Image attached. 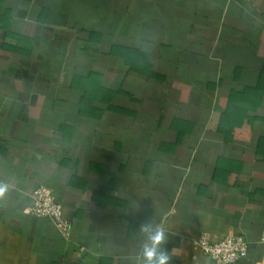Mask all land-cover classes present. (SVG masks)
Returning a JSON list of instances; mask_svg holds the SVG:
<instances>
[{
	"label": "crops",
	"instance_id": "0c3cea01",
	"mask_svg": "<svg viewBox=\"0 0 264 264\" xmlns=\"http://www.w3.org/2000/svg\"><path fill=\"white\" fill-rule=\"evenodd\" d=\"M0 182V264H264V0H0Z\"/></svg>",
	"mask_w": 264,
	"mask_h": 264
},
{
	"label": "built area",
	"instance_id": "2783aa9c",
	"mask_svg": "<svg viewBox=\"0 0 264 264\" xmlns=\"http://www.w3.org/2000/svg\"><path fill=\"white\" fill-rule=\"evenodd\" d=\"M30 199L27 214L33 218L49 220L60 236L67 240L70 237L69 222L53 194L48 189L39 187L31 192ZM193 245L208 259L209 264H238L248 253V243L240 236L212 242L208 236L203 235Z\"/></svg>",
	"mask_w": 264,
	"mask_h": 264
},
{
	"label": "clouds",
	"instance_id": "9594fccd",
	"mask_svg": "<svg viewBox=\"0 0 264 264\" xmlns=\"http://www.w3.org/2000/svg\"><path fill=\"white\" fill-rule=\"evenodd\" d=\"M9 191L7 183L0 182V199ZM142 231L149 232L148 242L143 246V264H170L171 257L166 249L161 246L166 241L165 232L162 228L152 229L150 224H145Z\"/></svg>",
	"mask_w": 264,
	"mask_h": 264
}]
</instances>
